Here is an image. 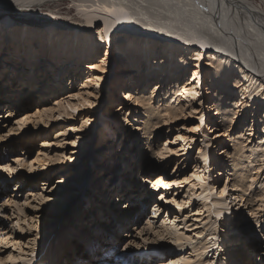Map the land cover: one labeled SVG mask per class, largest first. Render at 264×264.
<instances>
[{
    "label": "rangeland",
    "instance_id": "obj_1",
    "mask_svg": "<svg viewBox=\"0 0 264 264\" xmlns=\"http://www.w3.org/2000/svg\"><path fill=\"white\" fill-rule=\"evenodd\" d=\"M247 1L253 4L250 5L252 9L264 12V0ZM43 6L29 11L3 10L0 6V27L7 31L0 32L1 38H7L12 28L19 30L21 24H30L29 27L47 34L49 29L55 30L56 25L78 21L82 30L74 29L76 36L85 31L92 32L86 28L92 24L93 37L99 38L101 31L104 40L93 52V59L82 61L85 63L78 73L79 67L74 62L67 67L66 57L70 58V55H63L66 57L59 64H52L53 58L44 55L39 48L41 38L33 39L34 50L38 52L33 58L35 70L32 72L28 61L17 62L13 42L9 40L6 44L7 53L0 58V169L5 174L0 173V178L5 180V184L0 185V264H31L49 259H53L54 264H66L65 258L75 264L82 261V257L83 264H92L98 257L103 259V264H120V259L126 264H137L136 261L138 264H264V229L259 230L260 236L257 233L264 222V167L255 175L257 183L245 193L242 201L232 175L227 171L231 162L226 154L223 155L232 145L227 133L232 132L237 137L242 131L248 132L251 135L245 138L249 141L247 146H254L261 135L259 122L255 124L253 115L256 104V114L260 117L263 103L252 102L248 95L244 98L242 92L247 85L237 71L229 73L230 79L227 76L228 83L232 82L228 84L229 90L217 89L219 95L228 96L226 100L229 99L231 104L240 102L239 107L232 108L238 114L226 132L228 124H224L218 112L207 113L209 105L216 102L210 88L218 55L196 46L202 52L200 61L196 63L197 58L191 60L187 68L179 69L180 81L176 75L163 86L182 88L188 82L184 71L189 72L187 76L198 71L200 76L195 77L194 83L192 79L188 82L192 83L189 85L192 91L197 90L191 101L197 105L198 112L192 117L188 111L162 117L161 124L153 128V135L148 140L141 129L144 109L135 97L140 93L137 88L144 75H148L150 83L142 86V92L150 93L152 81L158 83L162 73L153 66L143 68L144 63L140 61L132 64L117 56L116 41L121 38L122 43L128 44L133 38V22L118 31L112 29L114 13L82 10L72 0L50 1ZM171 23L183 28L192 24ZM193 23L199 22L193 20ZM26 42L22 45L25 58ZM149 45L144 51H152L151 47L146 49ZM145 54L143 52L144 57ZM13 62L15 67L21 66L14 69ZM42 62L47 64L48 72L41 68ZM88 62L94 64L89 66ZM20 69L21 81L12 84L11 79L14 80ZM153 71L157 76H153ZM28 74L34 75L35 85L26 86ZM234 78L237 81L232 80ZM9 87H15V90L11 92ZM134 88L138 94L127 98V92ZM17 91H22V95ZM53 92L56 95L52 99ZM161 94H156L151 101L156 110L162 108ZM11 95L17 98L15 104L14 101L9 103ZM178 99L182 104L189 102V99ZM199 100L201 102L196 103ZM241 103L249 108L240 107ZM89 119L96 122V128L93 129ZM111 136L116 137L114 149V139L109 142ZM185 142L192 145L190 151ZM201 149L206 150L202 157L198 154ZM215 160H219L224 169L221 175L214 169ZM251 160L247 159L245 166L252 167ZM208 163L212 166L210 169H207ZM119 174L134 185L133 189L136 187V193L127 192L120 203L114 200L116 191L113 192L108 183ZM161 177L172 185L163 188L162 192L152 183ZM254 180L249 177V184ZM209 185L215 186H210L209 193L201 195ZM154 188L156 193L152 192ZM216 201L225 202L224 208L229 210L227 219H218ZM231 213L235 218H230ZM109 215L112 225L120 222L112 227L113 234L117 235H105L103 249L90 247L88 250L86 243L80 241L77 243L79 251L75 254L74 241H91L88 238H92L90 235L97 230L107 233ZM177 236L182 240L177 241ZM227 236L231 237L224 242ZM63 243L67 244L64 259L58 258ZM218 246L219 250L216 249ZM106 260L109 263H105Z\"/></svg>",
    "mask_w": 264,
    "mask_h": 264
},
{
    "label": "bare ground",
    "instance_id": "obj_2",
    "mask_svg": "<svg viewBox=\"0 0 264 264\" xmlns=\"http://www.w3.org/2000/svg\"><path fill=\"white\" fill-rule=\"evenodd\" d=\"M50 1H58V0H0V6L1 9L3 10L4 8L7 9L15 8L22 11H29V10L42 9L44 7L43 5H47V2ZM72 1L76 5H78L77 7L79 9L82 10L92 9V10H100L107 13L108 12L114 13L113 16L116 15L115 16L116 18L112 25V29H116L119 31L120 29H125L126 27H128L130 22H133L132 30H131L133 38L129 40L128 44L122 43L121 42L122 40H120L121 38H119L118 41H116L115 47H116L117 56H119V59L132 64H137L140 61V63L141 62L144 63L143 68L150 66L151 69V67L153 66L154 69L157 68L158 71L162 73V75L159 76L160 83L159 81L158 83H154L152 81L151 83L153 88L152 92L150 93L142 92L144 89L142 86L143 85L146 86L150 83L148 75H144L142 77V80H140L139 82V86L137 88V90L140 88L139 94L136 88L131 89L129 92H127L128 93L127 98L128 97L131 98L133 97V95L135 96L136 94H138V96H136L135 99L137 100L138 104L142 106V108L144 109V114H143L144 117L141 119L142 120L141 129L143 135L148 137V140L153 135V131H152L153 128L158 127V125L161 124L162 117L164 116L166 117V115L177 116L187 111L189 115L192 117L194 116V113L196 114V112H198L199 109L197 105H195L191 101L193 92L196 95L197 90L193 89L194 91H192V88H189V85H192V83H194V81L196 80L195 77L198 74L200 76V73L198 71L194 70L190 76H187V74L189 73L187 69L184 71V73L186 74L184 75L186 76V82L187 81L190 82V79H192L193 81L190 84L187 82V84L182 88L176 89L174 85L171 88L168 87L166 88L165 86H163V84L167 83L170 78H174V76L176 75H177L176 77L177 81H180L182 79V76L177 74L179 72V69L180 68L185 69V67L187 68L191 60L195 58H197L196 63L200 61V56L202 55L201 54L202 52L197 50L200 49V47L204 49L207 48L208 50L218 55L217 56L218 66L215 67L212 72V76H211L212 85L210 88V90L213 91L214 101L216 102H214V104L209 105L207 113L211 112V114H213L215 111H217L218 112L217 115L221 116L224 124L225 125L228 124V126L225 127V130H227L226 132H228L229 123L233 124L238 114L232 108L239 107L240 102L238 103V105L237 103L231 104L229 102V99L226 100L228 96L224 94L219 95L217 89L225 88L226 90L227 89L229 90L228 84H232V82L228 83L227 76L229 77V73H231V71H235V72L237 71V73L242 77V80L245 81L247 85L246 88L244 89V92L241 91L242 95L245 96L244 98H246V96L248 95V98H250L252 102L256 101L259 104L263 103L262 105H260L261 108L260 111H262V113H260V117L257 116L256 114V111H258L257 110L258 107H256V104L254 107L255 114L253 115L254 116L253 118L255 119L254 120L255 124L259 122L258 128L260 129L261 132L260 135L261 137L259 136L256 139L257 141L255 142L254 146H247L246 144L247 142H249L248 139H245L246 136L251 135L248 132L244 133V131H242L240 132V134H237L238 135L237 137L232 132L226 134L229 138V142H232L231 143L232 145L230 144L231 147L227 148L225 153L223 152V155L226 154L225 157L228 158V160L231 162V168L227 169V171L228 174L231 173L234 186L237 187L238 193L240 194L239 197L243 201L245 193L252 186H255V184L257 183L258 177H256L255 175H257V173L258 174L261 173L264 167V12L260 11V9L259 10L256 8L252 9L250 5L253 4L249 3L247 0H72ZM193 20L199 23H193ZM176 21H179L180 23L190 22L192 24L191 26H187L184 28L176 27L173 23H171ZM193 24H197V26H193ZM202 24L206 25L208 28L204 26L201 27ZM20 26L21 28L19 27V30H14L16 28H12L11 33L10 35L9 34L7 35V38L6 37L1 38L2 34L0 35V58L4 53H7L8 48L6 44L9 40H11L15 45L14 50L16 51L15 54L17 55V62L21 63L22 60H24L25 63V61H28L29 62L28 67L30 72H32V70H35V67H32L34 66L33 58L35 59V55L38 52L34 50V46H33V39L35 38H41L40 43H38L39 48L44 55L47 54L53 58L52 64L53 63L59 64L66 57V56L63 57V55H70V58L66 57L67 58L66 61L68 63L67 67L69 66V63L74 62V64H77L79 67L76 73H78L80 69L83 67V64L85 63V62L82 63L83 60L85 59L90 60L94 58V56H92L93 52L95 51L96 48L99 47V45L104 40L101 31H100L101 36L99 38L93 37L94 30L92 24H89L86 27L89 28V30L92 32L87 33L88 31L85 32L82 31L84 34L79 33L76 36L75 35L76 32L74 29L82 30L81 26L78 24V21L75 22V24L56 25L55 26L56 29L55 30L49 29V32L47 34H44V31L38 30L36 27L33 28L29 27L30 24H26L24 26L21 24ZM161 27L162 29L160 30ZM172 27L175 28L176 31H173L171 29ZM0 32L3 33L7 31L3 30V28L0 27ZM154 40L157 41L153 42ZM25 42L26 44H28L26 58H25V51H24V55L22 56V52H23L22 45H24ZM147 44H151V46L150 45L147 46L146 49L148 47H151L152 51L150 52L144 51V47ZM196 46L197 49L195 48ZM143 52H145L148 55L145 54L144 57ZM187 55H190V57H187ZM153 57H156V59L152 60ZM13 58L14 57H12V59ZM47 59L48 57L46 58V61ZM45 64L46 63H43V66L41 68L43 70L45 69L46 72H48V66L47 64L46 65ZM93 64L89 63V66ZM12 65L13 67H15L14 62L12 63ZM19 65L20 64H18L16 67L19 68ZM16 67L14 69H16ZM39 68L40 67H38V69ZM20 71L21 69L17 72L14 80L13 78L11 79L12 84H15L16 80L18 82L17 84H19V81H21ZM33 76L31 75L29 76V74L27 75L26 86L36 84L34 82L35 80L33 81ZM153 76H157L155 71H153ZM232 80L237 81L236 78ZM69 81H71V79H69ZM100 81L102 80H99V82ZM199 82H201L200 77H199ZM240 83L241 82H239V84ZM40 87L41 85L37 86V89L39 90ZM14 88L10 89L9 87L11 92L15 90ZM230 90H234V89L230 88ZM133 91L136 92L133 93ZM17 93L22 95L23 92L17 91ZM160 93H162L161 94L162 99L160 100V105L162 108H158L156 110L151 105V101H153L156 94L159 95ZM259 93H261L260 96H257ZM54 95H56L55 92L52 93L50 98L53 99ZM177 95L178 97H180V99L181 98L189 99V102L187 104H182V102H180V100L178 99ZM13 97L14 99H12ZM19 98L24 99L23 96H19ZM16 99L17 98L15 96L11 95L9 103L11 101H14L15 104ZM52 99L51 101H54ZM200 102L201 101L199 100L196 103H200ZM246 105L247 104L241 103L240 107H244V109L247 110L249 106L245 108ZM59 107L61 108L62 106ZM203 118L205 119V115H203ZM88 121H90L93 129L96 128V122L94 120L89 119ZM166 122H168V120ZM206 123L205 126H207ZM253 126L254 125H252L251 129H253ZM106 127H108V125H106ZM115 138H116L115 136H111V138L109 139V142H111V140L114 139V141H112L113 149L116 142ZM148 145L150 147V150H152L151 143H149ZM186 146L190 151L192 145L186 144ZM205 152L206 150L201 149L198 154L199 156L201 155L200 157H202L205 154ZM220 153L222 154V152ZM217 157H219V154H217ZM247 159H252L249 163L252 164L251 165L252 167L250 168L249 165L245 166V164L247 163ZM219 160H215V166H214V169L215 168L217 169L216 171L217 175H221V172H223L224 170L221 169L220 167L221 162ZM209 163L207 164V169H210L212 167L211 165L209 166ZM0 173H2V170L0 171ZM166 175L167 174H165L164 176ZM135 176L137 175L135 174ZM121 177H122L121 174H119V176L117 177L115 176L113 180L108 181V183H111L110 186L112 187L113 192L116 191L114 200L119 203L123 201L122 199L124 198L127 192L131 191V194L136 193L135 192L136 187L135 189H133L132 187L134 185L131 182L127 181V179L124 178L125 176L123 178ZM162 177L161 179H157V181H155V179L152 181L154 187L155 186L160 187L159 189L160 192H162L163 188L172 186V185L169 186L170 184L167 183V181L165 182L164 180H162ZM249 177L255 178L252 184H249L248 181ZM4 181L5 180L3 178H0V185L5 184ZM210 186L214 187L215 185H209L208 187H205L202 190L201 195L209 193L208 188ZM109 189L107 193L109 192ZM3 190L5 191V189ZM156 191L157 190H155L154 188L152 192L156 193ZM247 199L249 200V197ZM247 199H245V202L248 201ZM167 203L171 204L170 201ZM214 205L219 206L215 212V214L218 216V219L221 218L227 219L229 215V210L227 211L224 208L225 202L216 201L214 202ZM204 207L207 208L208 204L205 203ZM107 211L110 213L109 208L107 209ZM99 217L104 218L102 216ZM233 217L234 215L233 213H231L230 218ZM109 218L110 215L107 218V220H109L108 224L110 225V227L107 229V233H101L103 231L97 230L94 231L92 235H90L93 236L92 238L91 237L88 238L91 239V241L86 240V242H84V240L82 239H79L78 242L74 241V244L72 246L75 249L74 250L75 254L78 253L79 251V245L77 243H79L80 241H83L80 242L82 244L86 243L88 250L90 247H96V248L98 247L99 249H103L105 247L103 245L105 243L104 236L105 235L108 236V234H111L112 236L117 235V234H113L114 230H112V227L113 225L116 226V223L120 224V222L116 221L112 225L111 224L112 219L110 218L111 219L110 220ZM247 224L250 225L251 223L247 222ZM261 228L264 229V222L257 230L259 236L261 234V232L259 231L261 230ZM86 232H88V230ZM230 237L231 236L225 237L223 241L224 242L228 241ZM176 240L177 241L182 240V237L177 236ZM65 245L67 244L65 243L61 244L58 258H63V259L65 258L67 254V252L64 251ZM216 249L219 250L220 246H218V248ZM70 255H72V253ZM81 257L82 256H80V259ZM123 260L124 259H120L118 262L121 261L120 264H126V262H122ZM137 260L139 261V259ZM47 261L38 260L31 262V264H54L53 259H49L48 263ZM82 261H85L83 257H82ZM82 261L79 260V262H75V264H79V263L83 264ZM93 261L94 262H92V264H103V259L100 257H98V259L96 258ZM106 261L105 263H109L108 260ZM64 262L66 264H70L69 259L65 258ZM135 263L138 264L137 261Z\"/></svg>",
    "mask_w": 264,
    "mask_h": 264
}]
</instances>
